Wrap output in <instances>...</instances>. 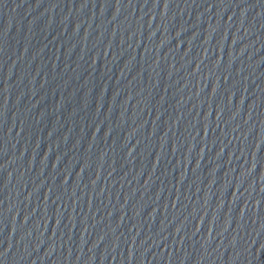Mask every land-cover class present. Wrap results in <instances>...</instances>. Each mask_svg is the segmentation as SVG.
<instances>
[{"label":"water","instance_id":"95a60500","mask_svg":"<svg viewBox=\"0 0 264 264\" xmlns=\"http://www.w3.org/2000/svg\"><path fill=\"white\" fill-rule=\"evenodd\" d=\"M0 264H264V0H0Z\"/></svg>","mask_w":264,"mask_h":264}]
</instances>
